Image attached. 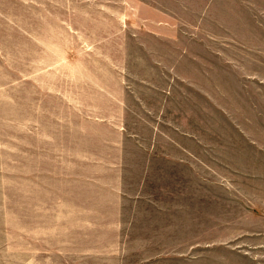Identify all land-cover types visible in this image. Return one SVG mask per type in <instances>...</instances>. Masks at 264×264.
Segmentation results:
<instances>
[{"label":"rangeland","instance_id":"374dc122","mask_svg":"<svg viewBox=\"0 0 264 264\" xmlns=\"http://www.w3.org/2000/svg\"><path fill=\"white\" fill-rule=\"evenodd\" d=\"M0 264H264V0H0Z\"/></svg>","mask_w":264,"mask_h":264}]
</instances>
